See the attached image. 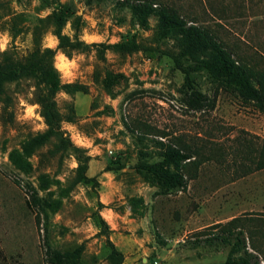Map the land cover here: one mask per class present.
I'll return each mask as SVG.
<instances>
[{
	"label": "rangeland",
	"instance_id": "obj_1",
	"mask_svg": "<svg viewBox=\"0 0 264 264\" xmlns=\"http://www.w3.org/2000/svg\"><path fill=\"white\" fill-rule=\"evenodd\" d=\"M150 1L204 27L239 62L264 71V0ZM58 2L67 13L66 34L73 35L74 21L87 43L134 40L141 48H105L100 55L93 46L71 57L56 50L54 65L61 81L87 89L59 91L55 99L62 113L69 105L74 109V121H62L61 127L88 156L85 174L96 183L74 181L76 156L72 150L61 158L50 155L54 139L26 157L28 171L10 162L9 153L22 152L24 142L45 124L34 100L33 80L6 84L12 105L0 104V264H47L46 242L59 250L81 246L80 264H108L107 239L122 251L127 264L222 262L229 244L203 239L218 231L213 224L233 217H239L238 227L254 233L263 256L264 168L252 169L246 154L264 138V114L225 88L216 91L213 109L187 108L183 74L169 55L172 40L156 36L154 16L143 28L117 0ZM52 9L53 4L46 6L42 0H0V14L20 15L18 23L24 27L14 39L0 29V52L13 48L25 55L32 48L31 28L38 19L40 44L55 48ZM193 78L197 89L214 94L216 82L209 74L199 71ZM157 140L182 143L203 160L197 167L186 165L185 188L165 190L137 168L142 161L159 159ZM26 184L46 201L45 213L29 204Z\"/></svg>",
	"mask_w": 264,
	"mask_h": 264
},
{
	"label": "trees",
	"instance_id": "obj_2",
	"mask_svg": "<svg viewBox=\"0 0 264 264\" xmlns=\"http://www.w3.org/2000/svg\"><path fill=\"white\" fill-rule=\"evenodd\" d=\"M103 0H85L87 4ZM46 6L53 4L49 16L52 26L51 33L57 39L55 48L40 44V20L31 28L32 48L25 55H18L13 48L4 49L0 52V104L4 108L12 105V98L6 90V84L18 81L22 78H31L34 83V100L39 105V113L43 118L45 129L31 135L23 144L22 152L12 150L9 153L10 162L18 169L26 172L30 169V163L26 159L37 148L45 145L51 139L55 142L48 149L52 156L62 157L63 152L72 150L78 161L76 166L75 182H89L96 180L88 177L87 170L88 156H84L83 150L73 145L68 137L64 136L61 127L62 121H74V109L69 105L66 113H62L57 106L55 99L59 91L74 93L76 91L87 92L86 86L77 82H62L58 69L54 65L56 50H60L66 56L71 57L75 51H86L97 46L101 55L105 48H112L116 51L132 52L141 48L134 40L118 41L110 44L87 43L79 35V26L74 25L72 36L63 32L67 21V13L58 0H42ZM120 7L129 9L131 19L134 23L143 28L148 26V18H156L155 34L160 39H171L173 50L169 55L172 58L173 66L183 74V85L187 89L185 105L189 109H213L215 105V93L218 88H225L235 92L245 101H250L264 114V71H254L247 65L239 62L233 54L219 42L214 35L204 27L187 21L174 9L155 4L150 0H117ZM0 14V29L6 30L12 39L23 32V26L19 25L20 15H12L4 18ZM6 16V14H5ZM42 22V20H41ZM204 71L216 82V90L210 97L196 88L193 75L196 72ZM160 148V157L156 161H142L137 168L144 176L161 183L165 190L172 188H185L186 176L184 169L187 164L194 167L203 161L198 153L190 147L176 141L157 140ZM254 152L257 156L251 154ZM247 158L254 164L253 168H264V138L260 146L248 150ZM108 169V168H107ZM248 167L246 170H252ZM30 195L29 204L41 213H45L46 201L37 197L36 189L26 184ZM239 217H233L225 223H215L212 226L217 228L216 233L206 235L203 240H220L229 244L226 258L222 262L210 264H261L264 262L262 249L254 243V233L249 234L237 226ZM100 224L104 232H108L105 221L100 218ZM247 243L249 244L247 246ZM109 253L108 264H127L124 255L112 241L107 239ZM251 248V250L249 249ZM82 247L76 246L72 249L59 250L52 248L46 242L45 261L47 264H80ZM16 264H23L17 262Z\"/></svg>",
	"mask_w": 264,
	"mask_h": 264
},
{
	"label": "bare ground",
	"instance_id": "obj_3",
	"mask_svg": "<svg viewBox=\"0 0 264 264\" xmlns=\"http://www.w3.org/2000/svg\"><path fill=\"white\" fill-rule=\"evenodd\" d=\"M61 67H63V68L66 67V63H65V61L63 59H62Z\"/></svg>",
	"mask_w": 264,
	"mask_h": 264
}]
</instances>
